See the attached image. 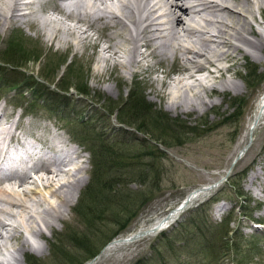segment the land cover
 <instances>
[{
  "label": "rangeland",
  "instance_id": "1",
  "mask_svg": "<svg viewBox=\"0 0 264 264\" xmlns=\"http://www.w3.org/2000/svg\"><path fill=\"white\" fill-rule=\"evenodd\" d=\"M251 1V13L246 14L248 25L245 24L244 26L246 32L244 28L240 30L243 31L244 36L252 40L255 39L248 34L249 30L263 35L262 37L264 38V0ZM49 8L51 9V7ZM45 10L46 8L41 6L35 7V15H37L39 21L42 22L46 17H57L52 10L47 9V12ZM20 24L18 27L15 24H11L4 30L0 29L1 52L12 41H16V38L22 40V42L15 44L16 47L14 49H17L20 58L13 62V65L19 67L13 73H19L21 78H27L28 86L37 80L38 84L46 88L47 91L53 92L55 95L57 93L59 96H65L70 100V105L65 110L72 117L70 119L71 123L73 121L79 123L81 120L91 119L89 122L96 127V132L104 131L112 134V137H122L127 132L140 140L150 141L149 143L154 144L166 156V159L160 163L162 170L155 175L159 183L152 199L144 206L139 216L128 229L117 238L128 236L141 225L152 223L156 218L167 214L195 188L218 182L229 170L235 157L248 144L250 135L248 139H245L243 146L239 145V141L247 128L248 118L254 106H257L264 91V81L260 84L256 77L252 76L251 70L256 67L257 74L264 72V46H261L259 51L254 52L243 42L233 39L234 43L242 46L247 52L246 55L235 52L233 54L237 56V60L235 59L233 62L223 61L220 64L221 66L232 65L233 71L225 73L223 77L211 82H207V79L205 88L197 86L192 92L188 93V87L185 88L181 84L177 86L171 79L178 77L177 70L181 66L179 59L173 62V60L166 61L158 56H150L144 60L142 56H139L140 61L143 59L141 65L145 64L139 67L134 66L135 63L130 60V52L133 48V43L130 40H123L121 36H116L114 40L120 45L118 49L120 52L115 55L106 50L111 45L110 42H107L111 31L97 27L99 35L94 32L93 36L95 38L93 42L98 41L99 47L85 45L84 43L78 48L61 49L57 43L53 44L45 36L39 34L34 27ZM171 24L173 25V22ZM238 27L241 28V25ZM213 30L215 29L213 28ZM73 37L71 38L73 39ZM97 38L99 39L97 40ZM105 58L107 59L105 60ZM122 62H124L123 67ZM125 66L127 67L125 68ZM145 67L146 69H144ZM131 71L135 72L131 74L129 73ZM247 74H250V76L247 77ZM41 76L45 77L44 80ZM62 78L69 85L75 84L77 79L86 83L89 91L88 95H78L73 86H70L69 93H62L59 90L61 85L59 82ZM220 80L221 82L228 80L236 83L240 91L229 89L223 92ZM183 83L192 84L190 80L186 79ZM67 84L64 83V85ZM212 86H215L213 91L210 90ZM137 87H139L137 90L140 95L156 110H161L171 118H180L190 128H193L196 124L205 123L206 126L202 130H207V132L203 136L192 134L186 139L180 137L181 142H184L183 144L175 145L174 141H171V146L165 148L159 143L160 141L154 142L150 135H145L136 132L131 127L120 125L117 109L121 106V102L123 103L128 98L130 92H134ZM177 88L180 89L178 90ZM29 91L25 89L18 92L15 89L11 91L6 87L0 88V106L4 108V113H0V116L2 115L1 121L10 123L18 121L19 128L17 132L19 134L21 133L26 137H42L40 143L34 141L35 148L43 150L47 155L50 154V149L42 147L44 146L43 140L49 138L52 143V141L58 142L61 139H65L78 151V158H72V164L70 163V165L82 164L83 170L78 174L84 180V185L80 189L78 196L74 198L71 207L61 209V220L52 221V227L48 229L42 225V221L46 218L44 214L52 207L58 208L60 202L51 198L49 192L44 190L43 183L37 181V177L33 175L34 179L30 180L27 186L35 188L39 191V194L43 193L42 195L45 199L52 204L50 205L43 200L39 205H36L29 199L30 205H35L31 206L35 210L33 211L35 218L28 221L25 216L24 223L28 222L26 225L32 229L41 228L42 236H39L38 232L35 235L28 228H19L16 231L9 232L3 230V234L6 236L0 238V246L2 245L0 262L17 264L20 261L22 264H27V256H33L42 261L41 264H77L85 255L83 244H76L74 240H72L74 242L72 244L63 243L67 255L60 254L58 259L53 257L54 261L51 259L50 246L55 237L60 238L61 235L70 232L69 230L81 231L80 220L75 216L74 209L82 191L90 180V157L86 153V147L77 137V133L71 123L61 121L55 116L53 111L45 110L42 102H38L34 109L30 110L29 103L32 98ZM175 95L179 99H175ZM174 100H176V105L178 106L182 103L183 106L181 107L186 109V111L183 112L180 108L176 110L171 108V102H174ZM202 101H206L210 105L204 108L201 106ZM190 103L195 105V111L189 112L191 111L188 109ZM104 105L111 107L113 110L111 115L101 107ZM232 114L234 115L231 116ZM28 124L32 128L28 127ZM81 126L83 125L81 124ZM209 127L213 129L211 130ZM254 128L250 146L232 169V175L243 176L240 188L249 198V202L245 206V211L247 212L245 214L249 218H244L243 213L235 209V195L226 182L217 189L223 191V195L219 198L223 199V202L219 204V207L212 206L206 219L204 218L206 224H200L202 230H209L210 226H221L225 219H232L229 227L238 231L235 238L238 241L237 245L240 251V264H264V203H261V201H264V122ZM127 137L129 138L130 136L127 135ZM16 140H18L17 135L12 141L15 142ZM145 151H148V149ZM148 160L151 159L145 158V161ZM2 167L3 172H7L9 163H4ZM70 167L68 166L67 168ZM254 172H257V178L251 182L250 178ZM150 175H152V172H150ZM68 177L66 176L64 181L69 179ZM151 179L152 177H149V180ZM32 181H34V184L31 183ZM141 181L142 179L134 177L130 182L129 188L133 191L142 189L144 185L140 184ZM258 186H261L260 188L263 191L258 190ZM15 188L18 192H22L24 187L16 186ZM213 192L192 203L190 208L207 202L212 197ZM190 208L179 216L175 224L156 235L143 238L128 245L117 246L111 248V250L108 249L109 251L107 248L110 244L106 245L93 258L95 259L93 264H137V262L152 264L151 262H155L157 259L159 261L156 264H206L200 262L197 258H192L188 252L184 253L181 251V247L188 242V235L198 230L197 225L189 221L188 210ZM2 217L9 224H17L20 220L19 216L15 218L1 216L0 218ZM186 220L188 223L187 228L184 230L179 225L185 223ZM259 222L262 226L258 225L260 227L257 228L258 226L254 223ZM112 228L111 224L102 227L104 231ZM21 231L33 245L32 249L28 250L24 256L15 252L16 247L13 244V240H11V237L15 238V235H21ZM100 235L103 237L102 234ZM169 241L171 246H167ZM98 242L99 236L96 244ZM188 244L192 246V242ZM38 248H42L44 251L41 252ZM159 251L161 253L160 259L157 254ZM93 259L83 264L89 263ZM215 264L237 263L233 262V256L230 255Z\"/></svg>",
  "mask_w": 264,
  "mask_h": 264
},
{
  "label": "bare ground",
  "instance_id": "2",
  "mask_svg": "<svg viewBox=\"0 0 264 264\" xmlns=\"http://www.w3.org/2000/svg\"><path fill=\"white\" fill-rule=\"evenodd\" d=\"M38 6L46 8L45 12L47 9L52 10L57 17H46L42 22L39 21L35 15V7ZM251 9V0H0V29L4 30L11 24L17 27L21 25L20 23L26 24L34 27L39 34L45 36L53 44L57 43L61 49L78 48L84 43L99 47L98 41L93 42L94 32L99 35L97 27L106 29L111 31L107 41L111 45L106 50L112 54L117 55L120 52L118 50L120 45L114 40L116 36H121L123 40H130L133 43L130 60L135 63L134 66H144L145 63L141 65L143 59L146 60L150 56H158L163 60H173V62L179 59L181 66L177 70L178 77L171 79L177 86L181 84L185 88L188 87L187 91L190 93L195 87L205 88L207 82L214 81L223 77L225 73L233 71L232 65H220L223 61H235L237 56L233 53L240 52L246 55L244 48L234 43L233 39L243 42L254 52L264 46L263 35L248 29V34L255 39L252 40L244 36L241 31L247 24L246 14H250ZM240 25L241 28L238 27ZM139 56L143 57L142 61L139 60ZM121 64L123 67L124 62ZM185 79L190 80L192 84H184ZM207 79L208 81L205 82ZM214 89L215 86L210 88L211 91ZM221 89L223 92L229 89L240 91L236 83L228 80L221 82ZM174 98L179 99L176 95ZM209 105L206 101L201 102L204 108ZM181 106H183L182 103L179 106L176 105V100L170 105L175 110L180 108L183 112L186 111ZM188 109L192 112L196 110V107L190 103ZM2 112L4 113V108L0 106V113ZM1 118L2 115L0 116V215L6 216L5 218L19 216L20 220L17 224H9L4 217L0 218V238L6 236L3 230L9 232L19 228L31 229L29 231L35 235L38 232V235L42 236L41 228L32 229L27 226L28 222L24 223V217L26 216L28 221L35 218L33 212L35 210L31 207L35 205H30V200L36 205L43 200L49 204L50 202L45 199L43 193L39 194V191L27 185L30 180L34 179L33 175L36 176L37 181L43 183L44 190L49 192L50 197L60 202L58 208L52 207L44 214L46 218L42 221V225L50 229L52 221L61 220V209L71 207L74 198L78 196L84 185V180L78 174L83 170L82 164L70 165L72 158H78V151L65 139L51 143L49 138L43 140L44 146H42L50 149L48 155L43 150H37L30 143L22 146L19 151L13 147L10 149L9 145L16 135L18 141L20 138L28 137L17 132L18 121L2 122ZM262 122H264V91L248 118L247 128L240 137V146H243L246 138L248 139L251 126L255 124L254 127H257ZM28 127L32 128L30 124ZM30 137L39 143L42 140V137ZM4 163H9L7 172H3ZM68 166L71 167L67 168ZM72 171L74 174L71 173ZM256 173L252 174L251 182L257 178ZM66 176H69V179L64 181ZM34 181L31 183L34 184ZM16 186L24 187L22 192H18ZM260 187L258 186L257 189L261 190ZM207 194L200 193L189 203L192 204ZM174 209L156 218L152 223L141 225L128 236L114 239L107 250L134 243L169 228L180 216ZM166 215L168 217H165ZM21 232V235H15V238L11 237V240L16 247L15 252L24 256L33 245L24 236L23 231ZM38 250L44 251L42 248ZM0 264L4 263L0 262ZM17 264L22 263L18 261Z\"/></svg>",
  "mask_w": 264,
  "mask_h": 264
},
{
  "label": "trees",
  "instance_id": "3",
  "mask_svg": "<svg viewBox=\"0 0 264 264\" xmlns=\"http://www.w3.org/2000/svg\"><path fill=\"white\" fill-rule=\"evenodd\" d=\"M17 42H22V40L16 38V41H12L3 48L2 52L0 51V88L6 87L11 91L15 89L18 92L25 89L30 90L32 98L29 103L30 110L34 109L38 102H42L45 110L53 111L59 120L71 123L72 117L65 110L70 105V100L65 96H59L57 93L55 95L53 92L47 91L46 88L38 84L37 80L28 86L27 78H21L19 73H13L14 70L19 69L18 66L13 65V62L20 58L17 49H14L15 44H18ZM251 70L252 76H255L261 84L264 81V72L257 74L256 67ZM249 76L250 74H247V77ZM41 78L44 80L45 77L41 76ZM59 83L61 84L59 90L62 93H69L70 86L74 87L78 95L86 96L89 93L86 83L78 79L73 85L67 84L63 78L60 79ZM137 89L139 87L135 88L134 92L131 91L128 98L123 103L121 102V106L118 107L119 124L131 127L136 132L150 135L154 142L160 141L159 143L165 148L171 146V141H174L175 145L183 144L184 142H181L180 137L186 139L192 134L203 136L207 132V130H202L206 126L205 123H199L190 128L180 118H171L161 110H156L140 95ZM101 107L110 115L112 114L111 107L107 105ZM89 121L91 119L81 120V123L75 121L71 123L77 137L90 155V180L82 191L74 209L75 216L80 220L81 231L69 230L70 232L64 234L65 236L55 237L50 246L52 260L58 259L60 254L67 255L63 243L72 244L75 242L84 246L85 255L77 263L83 264L94 258L114 238L122 235L152 199L159 183L155 175L162 170L160 163L166 159L164 152L154 144L149 143L150 141L140 140L127 132L122 137H112V134L104 131L96 132V127L91 125ZM209 129L212 130L213 128L209 127ZM127 135L130 137L128 138ZM146 149L148 151H145ZM145 158L151 160L145 161ZM238 176L237 174L231 175L227 184L235 195L237 205L235 208L243 213L244 218H249L245 214L247 213L245 206L249 202V198L240 188L243 176ZM134 177L142 179L140 182L144 185L142 189L133 191L129 188ZM149 177L152 179L149 180ZM221 195H223V191L218 190L207 202L188 210L189 221L197 225L198 230L188 235V242L181 247V251L188 252L192 258H197L206 264H215L230 255L233 256L234 263L240 264V251L238 250V241L235 238L238 231L229 227L232 219H225L221 226H210L209 230H202L200 226L201 223L206 224L204 218L206 219L209 208L213 203L220 201ZM185 223L179 225L184 230L187 228V220ZM108 224H111L113 228L104 231L102 227ZM98 236L99 242L96 244ZM189 242H192V246L188 244ZM167 246H171L170 241ZM157 254L160 259V251ZM157 261L159 260L151 263L156 264ZM26 262L27 264L42 263L33 256H27ZM137 264L145 263L137 262Z\"/></svg>",
  "mask_w": 264,
  "mask_h": 264
},
{
  "label": "water",
  "instance_id": "4",
  "mask_svg": "<svg viewBox=\"0 0 264 264\" xmlns=\"http://www.w3.org/2000/svg\"><path fill=\"white\" fill-rule=\"evenodd\" d=\"M254 125L251 126L250 128V137H249V142L248 144L239 152V154L235 157V159L232 161V164L229 168V170L226 172V174L221 177V179L214 183V184H209V185H205V186H199L197 188H195L194 190H192L189 194H187V196L180 202V204L174 209L175 212H177L178 214H180L181 212L184 211V209L186 207H188L189 202L196 197L197 195H199L200 193H206V192H210V191H214L216 188H218V186L221 183H224L228 177L232 174V169L234 168L236 162L244 155V153L246 152V150L248 149V147L250 146V143L252 142V131L254 130ZM169 215V214H168ZM168 215H166L165 217H168ZM95 259H93L92 261H90L89 263L94 262ZM87 263V264H89Z\"/></svg>",
  "mask_w": 264,
  "mask_h": 264
}]
</instances>
